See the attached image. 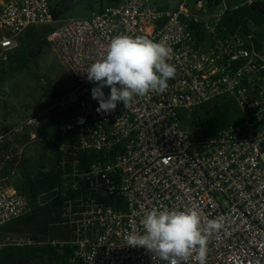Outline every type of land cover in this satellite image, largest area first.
<instances>
[{"label":"built area","instance_id":"built-area-1","mask_svg":"<svg viewBox=\"0 0 264 264\" xmlns=\"http://www.w3.org/2000/svg\"><path fill=\"white\" fill-rule=\"evenodd\" d=\"M254 2L182 0L158 9L149 0H119L91 18L59 20L49 0L2 4L0 63L28 29L53 27L47 41L73 79L54 102L78 111L75 140L59 147L62 178L52 190L68 236L51 243L77 249L75 264H162L126 241L143 232L146 212L162 207H195L204 223L225 224L208 239L206 264H264V38L252 21L250 31L240 25L228 32L223 24L228 13ZM118 35L170 47L176 73L163 93L98 113L91 95L97 85L86 72ZM102 90L107 98L110 88ZM225 94L238 100L244 120L208 136L190 132L183 116ZM39 125L33 117L15 131ZM32 211L26 196L0 189V227Z\"/></svg>","mask_w":264,"mask_h":264},{"label":"rangeland","instance_id":"rangeland-1","mask_svg":"<svg viewBox=\"0 0 264 264\" xmlns=\"http://www.w3.org/2000/svg\"><path fill=\"white\" fill-rule=\"evenodd\" d=\"M49 1L55 11H64L62 18L65 19L91 18L108 4L107 0H72L69 5L68 0ZM149 1L158 9H173L182 0ZM252 27L264 37V25L257 26L252 22ZM52 28L39 27L21 35L6 60L0 63V135L16 129L27 117H36L42 123L39 130H35L36 138L32 140L24 133L10 132V138L0 136V189H15L26 197L27 178L42 169L52 170L58 159L56 148L75 140L77 108L54 105L55 100L71 87L73 79L46 40ZM21 52L26 55V67L17 66ZM47 107L50 108L46 110ZM185 116L183 121L187 126ZM195 116L209 132L235 126L244 120L241 105L232 94L218 96L201 105L196 108ZM187 129L193 132L192 128ZM8 186L13 189H8ZM52 195V191L43 192L40 196L42 203L49 204ZM53 211V208L43 205L26 218L0 227V245L39 244L57 238L56 230L50 227L51 222L58 220V214L53 216ZM53 227L56 229V226ZM10 264L55 263L49 257H43L21 258Z\"/></svg>","mask_w":264,"mask_h":264},{"label":"clouds","instance_id":"clouds-1","mask_svg":"<svg viewBox=\"0 0 264 264\" xmlns=\"http://www.w3.org/2000/svg\"><path fill=\"white\" fill-rule=\"evenodd\" d=\"M172 49L163 43L142 36L113 37L99 59L94 60L86 74L93 99L99 101L98 113H111L122 102L130 107L133 98L150 92L163 93L176 68L168 63ZM110 88L105 97L104 87ZM83 120H81V123ZM143 232L126 236L127 245L145 248L158 255L162 264H206L207 242L213 233L226 226L220 220L203 222L200 212L167 207L153 208L141 220Z\"/></svg>","mask_w":264,"mask_h":264},{"label":"trees","instance_id":"trees-1","mask_svg":"<svg viewBox=\"0 0 264 264\" xmlns=\"http://www.w3.org/2000/svg\"><path fill=\"white\" fill-rule=\"evenodd\" d=\"M71 1L72 0H68L67 5H69ZM118 1L119 0H107L108 3L107 5L115 4ZM228 1L231 5H235L236 3L241 2V0H228ZM101 11H103V9ZM52 12L56 20L62 19L64 12L63 10L55 11L52 8ZM250 21H252L257 26L264 25V2L256 1L251 5H245L241 7L240 9L233 12V14L228 13L223 19V24L226 25L228 32H233L240 25H242V27L247 31H250V27H249ZM39 27L42 28L48 26H34L28 29L26 32L32 29H38ZM257 35L260 39L264 38L259 33H257ZM25 58L26 55L21 52L17 60L18 67L27 66V62ZM195 111L185 116L187 127L192 128L193 132L197 136H208L210 134L215 133V132H209L208 130L203 128L202 124L199 123L196 119ZM61 178H62V173L60 170H58L54 175H51L49 173H41V175L38 176L37 178L28 177L27 178L28 185L26 187V190L28 192L27 198L30 201L36 200L43 192L51 191L52 189H54L60 183ZM61 203L62 201L60 200V198L54 200V204L56 205H60ZM76 250L77 249H74L70 246L61 247L60 245H52V244H43V245L42 244H7L0 248V264L15 263L18 262L21 258L35 259V258H43V257H49L54 261L55 264H64L68 262L69 258L70 259L75 258ZM60 251H63V255H60L59 253Z\"/></svg>","mask_w":264,"mask_h":264},{"label":"crops","instance_id":"crops-1","mask_svg":"<svg viewBox=\"0 0 264 264\" xmlns=\"http://www.w3.org/2000/svg\"><path fill=\"white\" fill-rule=\"evenodd\" d=\"M9 0H0V2L2 3V4H4V3H6V2H8ZM2 4H1V6H2ZM1 8V7H0ZM0 37H1V35H0ZM0 51H1V47H0ZM57 53V52H56ZM58 54V53H57ZM59 55V54H58ZM59 57H60V55H59ZM61 58V57H60ZM47 62H48V59H47ZM48 65H49V63H48ZM66 67V66H65ZM48 68H49V66H48ZM67 68V67H66ZM68 69V68H67ZM49 70V69H48ZM69 71V70H68ZM50 73V72H49ZM73 84V83H72ZM72 86V85H71ZM48 108H50V107H47V108H45L46 110L48 109ZM44 109V110H45ZM30 118H32V117H27L22 123H24L25 121H27L28 119H30ZM41 125H42V123H40V125H39V127H36L35 129H33V128H31V127H29V128H26L25 130H23V131H21V132H16L15 131V129L13 128L10 132L12 133V132H14L15 134H21V133H24V135L25 136H27V137H29L31 140H32V138H31V133H33V132H35V130L36 129H38L39 130V128L41 127ZM17 126V125H16ZM10 132H6L5 133V135L4 134H1L0 136H1V138H3V137H6V136H8V138H10L11 136H10ZM68 144H70V143H68ZM67 145V144H66ZM56 152H57V154H58V156H59V158L56 160V165H55V167H53V169L52 170H45V169H42L41 171H39V173H37V174H35V176H32L33 178H37L38 176H40L41 175V173H49V174H51V175H54V174H56V172L59 170L58 169V162H59V160H60V152H59V146H58V148H56ZM8 189H13L12 187H7ZM13 190H15V189H13ZM53 190V189H52ZM51 190V191H52ZM41 196V195H40ZM40 196L36 199V200H32V201H30L31 202V204H32V207H33V211L34 210H36L37 208H38V210H39V208L41 207V206H47L48 208H50V209H52L53 208V212H52V215L54 216H56V214H58V217H57V219L58 220H55V221H53V222H51V224H50V227H52V229H54V231L56 230V232H57V235H58V237L57 238H55V239H52V240H50V241H47V242H45V241H43V242H41V243H39V244H52L51 242L52 241H54V240H59V241H63V240H65L66 238H67V236H68V231H66V230H64L61 226H59L58 225V222H59V220H60V212H61V210H60V207H59V205H56V204H54V199H52L53 197L51 196L50 197V199L48 200V203L49 204H47V203H42V200H41V198H40ZM50 206H53V207H50ZM33 211L30 213V214H32L33 213ZM59 211V212H58ZM29 214V215H30ZM29 215H27V216H29ZM27 216H25L24 218H26ZM21 219H23V218H21ZM19 220V219H18ZM16 221V220H15ZM14 222V221H13ZM10 223H12V222H10ZM10 223H8V224H10ZM8 224H6V225H8ZM6 225H3V226H6ZM53 226H56V229H55V227H53ZM2 227V226H1ZM53 245V244H52ZM3 246H5V245H0V248L1 247H3ZM62 247V246H61ZM60 253V255H63V251H60L59 252ZM68 264H75V261H74V259H70L69 258V260H68Z\"/></svg>","mask_w":264,"mask_h":264}]
</instances>
